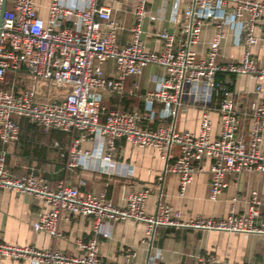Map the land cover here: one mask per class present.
<instances>
[{"label": "built area", "instance_id": "2783aa9c", "mask_svg": "<svg viewBox=\"0 0 264 264\" xmlns=\"http://www.w3.org/2000/svg\"><path fill=\"white\" fill-rule=\"evenodd\" d=\"M98 1L51 0L44 18L36 0H14L12 9L4 11V0H0V142L18 141L19 120L24 118L45 133L77 134L69 152L71 167H87L88 159L113 165L120 139L133 147L154 148L165 159L173 157L171 150L177 147L179 154L167 170L179 177L184 192L200 169L196 164L210 160L209 198L213 201L227 188L228 175L264 173V102L259 99L252 102L247 114V140L238 136L241 118L229 92L221 103L217 135L208 112L203 113L197 132L178 131L174 126L151 129L142 125L145 116L141 112L108 109L103 104L105 95L123 94L127 79L141 76L151 65L162 68L164 75L155 80L156 88L145 95L150 112L155 103L165 106L168 117H175L178 108L188 101L209 105L218 89V73L254 78V94L260 96L264 93V65L259 66L250 48L264 43V37L256 34L258 24L264 23V0H177L188 2L184 12L187 21L182 27L186 39L179 43L174 35L159 33L161 50L150 49L142 37L149 4L155 0H134L133 23L128 30L110 7H100ZM233 21L241 23L245 51L238 61L220 62L225 28ZM205 24H211L214 33L205 56L199 57L193 46ZM126 31L128 38L124 40ZM108 62L114 65L112 73L106 70ZM9 74L23 76L31 85L25 82L21 87L17 81L5 88L2 82ZM39 83H45L49 89L42 92ZM52 86L61 91L55 92ZM85 142L97 146L83 149ZM2 190L41 199L48 209L39 213L33 228L51 237H61L59 221L63 212L94 220L93 235L79 243V255L0 241L1 257L27 260L30 264H111L100 255V225L104 221L144 223L148 236L158 226L264 236V213L260 210L263 201L256 192L243 214L231 211L225 218L183 222L178 211L162 203L155 214H148L149 188L131 192L126 205L117 206L105 192L85 191L64 181L51 186L44 177L33 173L14 176L6 152H0ZM132 257L127 254L117 264H132ZM147 264L189 263L166 262L157 251ZM199 264L230 263L210 256L199 258Z\"/></svg>", "mask_w": 264, "mask_h": 264}, {"label": "crops", "instance_id": "0c3cea01", "mask_svg": "<svg viewBox=\"0 0 264 264\" xmlns=\"http://www.w3.org/2000/svg\"><path fill=\"white\" fill-rule=\"evenodd\" d=\"M14 0H7V8L12 9ZM51 0H36L40 14L47 17V7ZM100 7L112 9L116 19L128 28L133 23L134 0H99ZM149 17L143 24V39L153 50H161L162 42L157 34L168 32L178 42L186 36L182 27L187 21L185 8L188 2L177 0H155L150 4ZM214 27L202 26L197 44L193 46L199 57H204L212 40ZM256 34L264 37V23L258 24ZM225 39L221 43L218 61H238L245 51L241 42V23L233 21L225 28ZM128 38L127 31L122 37ZM179 46V45H178ZM250 52L259 66L264 65V43L250 48ZM109 73L114 71L112 62L106 64ZM164 75L158 66L147 67L141 76L130 77L125 84L123 94H107L103 104L108 109L125 112L139 111L145 116L144 127L156 129L159 126H174L175 130L197 132L204 112H208L213 121V133L220 128L221 103L213 96L209 105L186 102L179 107L175 117H168L163 104L155 103L152 112L147 111L145 95L156 88V79ZM19 82L21 87L31 82L21 76L9 74L2 82L5 88ZM21 82V83H20ZM26 82V83H25ZM231 86L228 92L236 103L241 118L238 136L247 140L250 118L247 114L253 101L264 102V93L254 94L256 80L249 76L235 75L234 81L225 77L223 81ZM138 84L135 88L134 85ZM39 89L47 91L45 83H39ZM55 92L61 91L56 87ZM223 90H227L225 87ZM215 95V94H214ZM104 119V117H102ZM20 137L9 144L0 142V152H6L7 164L14 176L20 177L33 173L44 177L51 186L64 181L80 186L85 191L105 192L117 206H125L131 192L149 188L146 200V212L155 214L160 203L172 207L180 213L181 221L188 222L196 218H225L231 211L243 214L248 210L252 193L256 192L263 201L260 208L264 213V173H244L228 175L227 188L216 201L209 198L210 160L196 164L198 169L192 182L184 192L181 191L179 177L167 170L179 154L177 147L172 155L165 159L154 148L133 147L125 140L117 141L114 164L98 159L86 160L87 167H71L70 148L76 133L66 134L59 131L49 133L31 125L26 119H20ZM93 142L83 143V149H93ZM264 146V132H263ZM48 207L43 201L31 194L12 190L0 192V241L18 246H32L41 250H61L71 255H79L80 242L91 239L94 220L92 217L61 214L59 230L61 237H51L37 232L33 223L41 211ZM102 235L99 238L101 258L111 264L122 263L127 254H132V264H147L150 258L160 251L166 262H186L199 264V258L214 256L230 264H264V236L254 234H235L218 231H201L192 228L158 226L151 236L147 235L144 223L132 220L120 222L104 221L100 225ZM0 264H30L27 260H13L0 256Z\"/></svg>", "mask_w": 264, "mask_h": 264}, {"label": "trees", "instance_id": "16d2710c", "mask_svg": "<svg viewBox=\"0 0 264 264\" xmlns=\"http://www.w3.org/2000/svg\"><path fill=\"white\" fill-rule=\"evenodd\" d=\"M230 77L231 81H234L235 75L233 74H226V73H218L216 76V84L218 85L217 92L215 93V99H218V101H222L225 97L226 92L228 90L230 91L232 88L229 84L224 83L223 81L225 80V77ZM226 88L227 90H223V88ZM104 103V102H103ZM122 111V110H119Z\"/></svg>", "mask_w": 264, "mask_h": 264}, {"label": "water", "instance_id": "95a60500", "mask_svg": "<svg viewBox=\"0 0 264 264\" xmlns=\"http://www.w3.org/2000/svg\"><path fill=\"white\" fill-rule=\"evenodd\" d=\"M6 8H7V0H4L3 7H2L3 11H4Z\"/></svg>", "mask_w": 264, "mask_h": 264}]
</instances>
